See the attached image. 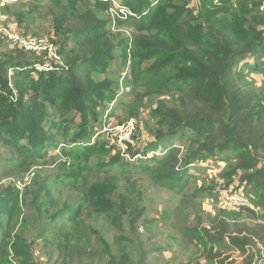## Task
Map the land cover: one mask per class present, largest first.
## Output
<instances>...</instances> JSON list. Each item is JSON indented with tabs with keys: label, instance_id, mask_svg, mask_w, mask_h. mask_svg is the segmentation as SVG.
<instances>
[{
	"label": "trees",
	"instance_id": "1",
	"mask_svg": "<svg viewBox=\"0 0 264 264\" xmlns=\"http://www.w3.org/2000/svg\"><path fill=\"white\" fill-rule=\"evenodd\" d=\"M24 2L27 12L11 14L17 26L28 18L33 24L35 16L50 19L54 51L45 43L40 52L25 50L8 39L14 47L2 51L0 41V146L8 153L0 156V180L11 179L0 188V264H37V241L54 246L65 264H95L96 250L106 264H147L137 226L144 209L125 191L135 188L126 176L140 170L186 201L189 167L207 161L224 164L222 183L197 187L190 196L218 204L220 191H231L260 215L217 206L219 224L182 228L181 237L201 247L208 264H224L227 252L244 256V264L264 259L263 0H121L131 16L112 21L104 0ZM127 19L132 37L113 33L112 22L119 26ZM116 61L128 71L122 80L134 103L158 97L150 109L157 126L149 132L152 139L143 141L136 126L135 145H126L125 156L117 143L98 139L101 112L119 102L111 71ZM45 64L48 71L37 68ZM243 66L262 77L260 92L242 86ZM136 112L130 108L125 120ZM175 138L188 140L182 155L171 144ZM59 146L68 150L58 153L66 158L52 176L28 174ZM91 167L103 175L93 183L86 175ZM27 174L30 181L20 189L16 182ZM120 176L127 186L119 185ZM245 215L260 223H234ZM95 216L111 225L117 250L88 227Z\"/></svg>",
	"mask_w": 264,
	"mask_h": 264
},
{
	"label": "rangeland",
	"instance_id": "2",
	"mask_svg": "<svg viewBox=\"0 0 264 264\" xmlns=\"http://www.w3.org/2000/svg\"><path fill=\"white\" fill-rule=\"evenodd\" d=\"M14 1V2H13ZM16 0H0V41H2L1 50L5 51L7 49L13 48L14 46L8 45V40L13 38V44L18 43L19 46L36 47L39 43L48 44L50 48L52 47L49 38L53 35V30L51 28L50 19H41L39 16H35L33 24L27 19L23 21L21 27L17 26L15 18L11 14L22 13V11L27 12L28 5L23 1L16 4ZM95 0H90L94 2ZM98 1V0H96ZM110 3V9L107 12V16L111 19L115 18L117 15H122L120 18L125 19L126 8L121 4V0H104ZM177 3H181L182 0H173ZM235 2V0H229ZM194 2L191 4L193 5ZM4 5H14L8 11L3 7ZM264 10V0L263 7ZM43 14L45 10H40ZM130 20L127 19L124 25L117 26L116 23L111 25L113 33L120 34L124 37H132V30L130 25ZM25 25L28 27L25 28ZM9 37V38H7ZM6 38V41L5 39ZM8 39V40H7ZM54 51L53 48H51ZM56 60L58 58L54 56ZM119 61H116L112 67L111 71L114 73L112 76L114 79L118 80V95L119 102L116 104H110L107 107V110L101 112V117L104 119V123L100 128L101 133L98 136L100 141H108V144L119 143L120 138H123L127 134L126 125L129 121L133 122V132L136 126L139 129L140 138L143 141H149L152 139V136L149 134L156 124L151 118L150 109H154L155 101L158 100V97L145 98L140 105L134 103V100L131 96L127 95L128 90L125 89L123 85V78L128 74V71L118 68ZM243 80L242 86L258 93L262 90L263 80L262 77L258 74L249 73L248 69L243 66ZM141 91V90H139ZM167 98V97H163ZM169 100V98H168ZM114 105V106H113ZM130 108L136 109V116L130 118L128 121L125 120L128 116V110ZM78 120V118H76ZM127 121V122H126ZM122 123V124H121ZM94 134V131H93ZM92 134V135H93ZM138 135V136H139ZM96 137V134L94 135ZM142 136V137H141ZM93 137V136H92ZM115 137V138H114ZM118 138V139H117ZM91 142L93 138L90 139ZM130 141L131 135H130ZM153 142V140H152ZM107 144V145H108ZM172 145L180 147L181 151L184 154L185 147L188 144V140L180 141L178 139H173L171 141ZM135 143L132 142V146ZM119 151L122 155H126V149L124 154L122 153L120 147L118 146ZM62 149L67 151L68 149L63 146H59L57 150H49L48 158L46 159V164L43 166H33L29 175L33 171L40 177L52 176L57 171V166L64 162L66 157H61L58 153H61ZM114 153V152H113ZM162 152H150L148 155L156 157ZM0 156H8L7 151L0 146ZM67 161V159H66ZM142 161V160H141ZM44 162V161H42ZM41 162V163H42ZM93 163V162H92ZM138 164V161L133 162ZM68 165V163H67ZM91 163L87 165L90 167ZM224 168V164H216L214 161H207L203 164L195 162L188 169V174L193 177L189 180L188 185L185 187V192L188 195V199L184 201L182 195H176L172 191H167L156 187L150 179L142 174L140 170H134L130 175L126 176L131 182H135L134 192L130 189H126L127 194L134 199H137L138 205L140 208L144 209V217L137 222L138 232L140 234L139 240L142 243L143 250L146 254V263L147 264H193L196 261L201 262L202 264H208L205 260V256L202 255L201 247H198L194 244H190L181 237V229L188 228L193 226H198L199 229H209L215 227L219 224L217 221H214L215 216L219 205L212 198L199 196L191 197L190 194L194 193L193 189L202 187H210L212 184L217 183L220 185L222 182L219 180V175L221 170ZM24 175L22 180L16 182V186L22 189L30 181L31 176ZM88 176L89 183H93L97 178L102 177V173L96 172L94 167H91L90 171L86 173ZM9 178H3L0 180V188H5L8 186ZM119 185L127 186L126 180L124 177L120 176ZM237 184H234L236 186ZM140 193L141 197L137 196ZM65 195L61 198L64 199ZM184 201V203H182ZM255 213L260 215V212L252 209ZM231 219V218H230ZM200 223V224H199ZM216 223V224H215ZM237 225L242 227L246 226H255L260 223V221H253L251 217H242L241 220L234 222ZM231 225V223H229ZM88 225V223H87ZM90 229L93 231L99 232L103 238L110 244L112 250H117L118 247L113 242L115 232L112 230L111 225L105 221L103 217L95 216L92 221H89ZM126 226V230H127ZM33 233V231H31ZM30 237V236H29ZM55 238L53 236L49 237V241H53ZM252 240H249V246H251ZM92 245L95 244L93 236L91 237ZM92 247V246H90ZM87 248V250L90 249ZM95 245L93 246V248ZM93 258V263L95 264H106L103 258L101 257L98 250L95 251ZM227 259L224 264H244L243 259L245 257L237 255V253L227 252L224 254ZM34 257L37 261V264H65L60 254L56 252V248L52 245H44V243L37 241L34 245ZM253 264H264V259L262 257H256V261Z\"/></svg>",
	"mask_w": 264,
	"mask_h": 264
},
{
	"label": "built area",
	"instance_id": "3",
	"mask_svg": "<svg viewBox=\"0 0 264 264\" xmlns=\"http://www.w3.org/2000/svg\"><path fill=\"white\" fill-rule=\"evenodd\" d=\"M10 1V0H7ZM14 2V1H13ZM126 11V15H130L131 14ZM9 38V37H8ZM10 41H14L13 38L9 39ZM25 50H32V51H36V52H40L41 50H44V44L39 43V45H36V47H27V46H22ZM40 71H48L49 70V65L45 64V65H41L37 67ZM134 126H133V122L129 121L126 125V130H127V134L125 137L120 138V141L118 143L122 153L125 152L126 149V145L130 144L132 145V141H130V135H132ZM218 205L219 208L222 210H227V209H237V208H249V209H253L252 205L249 203L248 199L245 198L244 196L237 194V193H232L231 191H226V190H222L219 193V198H218Z\"/></svg>",
	"mask_w": 264,
	"mask_h": 264
}]
</instances>
